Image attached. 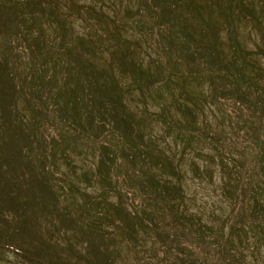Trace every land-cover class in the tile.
<instances>
[{
  "label": "rangeland",
  "instance_id": "1",
  "mask_svg": "<svg viewBox=\"0 0 264 264\" xmlns=\"http://www.w3.org/2000/svg\"><path fill=\"white\" fill-rule=\"evenodd\" d=\"M260 68L264 0H0V241L20 249H0V264H113L112 256L137 264L119 240L135 225L128 210L142 203L136 191L125 192L140 166L124 160L123 136L97 126L112 86L136 115L130 140L142 133L146 149L177 167L180 177L171 179L184 213L228 226L241 178L252 172L256 149L248 143L264 132ZM232 94L243 95L240 107ZM190 120L212 138L180 136ZM104 141L114 152L109 169L100 160ZM257 149L264 163V145ZM221 156L225 185L236 191L225 200L213 159ZM155 166L161 178L169 175ZM151 208L158 238L172 237L164 226L170 214ZM98 229L111 234L94 241ZM246 257L264 264L263 249Z\"/></svg>",
  "mask_w": 264,
  "mask_h": 264
},
{
  "label": "trees",
  "instance_id": "2",
  "mask_svg": "<svg viewBox=\"0 0 264 264\" xmlns=\"http://www.w3.org/2000/svg\"><path fill=\"white\" fill-rule=\"evenodd\" d=\"M233 33L237 45V37L234 28ZM237 47L238 46L235 47L236 52ZM192 51L197 50L193 47L191 52ZM240 52L242 53V50H240ZM204 60L205 59H203V61ZM251 63L255 65V62ZM206 65L207 61L201 64V66ZM253 69L255 70V68ZM257 72L258 76L262 75V77H264V70L260 68V71ZM221 76L222 75H220V78ZM112 87L108 89H114L115 92L111 90V94L109 96H107V94L104 99V101L110 103H108L109 108L102 109L101 115L97 116L99 121L97 126L100 127L98 133L101 134V129L106 127V130L112 133L114 139H119L121 141V136H123L125 145L127 144L124 160L126 159V161L129 162V159H132V161L137 162L140 166L139 170L141 171H139L141 175L138 171H135L141 177H134L125 189L126 194L136 191V193L140 194L142 197V203H140V205L136 203L134 206L135 208H133L132 211L128 210V216L126 215L131 219L133 217L134 222L132 223H135V225L130 228V237L128 239H122L121 241L119 240V246H124L125 250H127V254L130 256L129 259L135 261L137 264H250L246 254L255 255L260 249L264 251V163L258 151L260 149H257L264 145V132L256 143L254 142L255 145L251 142L248 143L251 148H255L256 150L252 153V155L254 154L252 172L249 170L247 175L241 178L243 181L240 183V190L237 195L241 198L240 206L236 211H232L228 226L217 227L212 222L201 220L193 211H191V215H186L184 213L181 209L183 207H180V203L183 200L182 189L177 181L171 179V176H175L177 179L180 177L177 167L172 166L169 162L171 157L162 156L160 155L161 152L156 154L152 149H146L148 143L144 142L145 138L142 133L137 131L136 139L130 140L131 138L128 136V133H130L131 130H134V132L136 131L134 129L136 115L121 100L123 91L119 90L116 92V87ZM220 90H223L221 86ZM242 97L243 95H239V97H236V94L231 95L232 100L235 101L239 107L241 106L240 104H242ZM74 102L75 97L74 93H72L70 95L71 106ZM245 108H249L248 105H245ZM248 113L251 114L249 111ZM156 116L162 118V112L157 113ZM258 116L263 117L264 122V113ZM164 121L166 122V120ZM185 126V129L188 130L185 135H183V131L182 133L176 132L180 136L186 137L190 141L192 140V143L194 141L193 139L196 137L194 134L203 133L207 138H212V136H210L211 134L198 128L197 123L191 120ZM105 140L107 142L110 141L111 145L113 144L111 140ZM106 141H104L106 144H102L104 153L107 156L105 158H100L102 169H109L110 165H114L110 163V160L112 161L110 157L114 155V152L108 149L109 144ZM188 147L187 144L186 148ZM184 150L185 149H181V152H185ZM218 156L220 155L218 154ZM215 158L213 159L216 160L215 164L219 166L218 175L221 180L219 185H216L219 189L220 196L225 200L230 198V193L235 195L236 191L230 190V188L225 185V177L223 176V174L225 175V171L223 172L222 166V163L225 161V159H223L224 157ZM152 164H155V167L159 169H161L162 166L164 168V173L169 175L161 178L160 175L152 170ZM165 165L169 166V169L166 170ZM105 180L109 182L108 174ZM210 182L214 184L213 180H210ZM260 198L262 200H260ZM98 204L100 205V203ZM147 205L152 206L154 209H151L157 212V215H162L163 211H166L168 215L170 214L168 219H165L167 223H165L164 226L168 227V232H174L172 237L166 240H161L160 237L158 238V233L154 232V229L150 225L155 221L156 217L150 215L151 210H145ZM93 214L105 220L110 226L114 224L120 226V223L115 218L113 220L108 219L111 218V216L106 212L98 211ZM256 228H258L259 234L256 233ZM99 230L100 229L94 232L91 237L92 240L95 241L96 237L103 240L111 234L110 232V234L106 232L101 233ZM126 230L127 229L120 230V233H124ZM133 230L135 233H133ZM146 230H148V233H146ZM175 236L178 238L176 239ZM13 245L14 244H11L8 239L0 241V249H7L11 252L16 251L17 253L19 248ZM113 253L114 251L109 253L110 256H112ZM18 254L22 259L28 262L39 260L37 257L30 256L26 253ZM111 258L110 261L115 264L116 257L112 256ZM171 259L173 261H171ZM122 260L121 257V261ZM43 264L45 263L43 262Z\"/></svg>",
  "mask_w": 264,
  "mask_h": 264
}]
</instances>
